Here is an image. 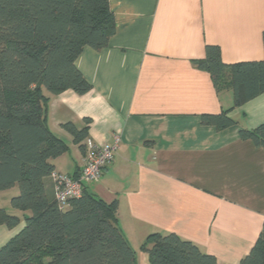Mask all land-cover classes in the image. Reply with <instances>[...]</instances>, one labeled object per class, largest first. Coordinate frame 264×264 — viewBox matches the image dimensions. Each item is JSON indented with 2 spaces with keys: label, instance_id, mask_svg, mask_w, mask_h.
Returning <instances> with one entry per match:
<instances>
[{
  "label": "crops",
  "instance_id": "crops-1",
  "mask_svg": "<svg viewBox=\"0 0 264 264\" xmlns=\"http://www.w3.org/2000/svg\"><path fill=\"white\" fill-rule=\"evenodd\" d=\"M109 7L115 33L107 47L85 48L75 62L91 90L49 99L48 125L69 148L53 160L54 172L80 173L84 154L61 125L80 130L88 120L95 144L120 138L113 161L85 188L117 203L130 247L153 233L175 234L217 264H240L264 221V149L238 133L264 123V93L233 109L231 92L217 95L192 61L208 45L227 65L263 61L264 0H109ZM224 111L235 126L201 123ZM47 189L52 195L50 178ZM9 191L0 192V209L20 223L0 226V248L24 227L23 213L6 202L15 196Z\"/></svg>",
  "mask_w": 264,
  "mask_h": 264
},
{
  "label": "trees",
  "instance_id": "trees-1",
  "mask_svg": "<svg viewBox=\"0 0 264 264\" xmlns=\"http://www.w3.org/2000/svg\"><path fill=\"white\" fill-rule=\"evenodd\" d=\"M114 33L109 0H0V192L17 188L10 207L22 212L24 221L0 248V264H137L118 222L117 203L104 202L84 186L82 196L61 209L51 178L53 160L69 148L48 125L49 99L91 90L75 62L85 48H106ZM192 65L209 74L217 95L231 92L233 109L264 93V60L227 65L219 48L208 45L204 58ZM228 114L204 115L201 123L226 130L236 125ZM85 124L80 130L61 125L83 154L88 120ZM238 134L264 149V123ZM19 223L18 216L0 209V226ZM141 250L148 264H217L175 234L153 233ZM240 264H264V221Z\"/></svg>",
  "mask_w": 264,
  "mask_h": 264
},
{
  "label": "built area",
  "instance_id": "built-area-1",
  "mask_svg": "<svg viewBox=\"0 0 264 264\" xmlns=\"http://www.w3.org/2000/svg\"><path fill=\"white\" fill-rule=\"evenodd\" d=\"M120 145V138L115 136L111 143L95 144L87 138L84 141V164L76 178L53 173L55 200L59 208L64 209L71 199L80 198L85 184L97 182L103 170L113 161Z\"/></svg>",
  "mask_w": 264,
  "mask_h": 264
},
{
  "label": "rangeland",
  "instance_id": "rangeland-1",
  "mask_svg": "<svg viewBox=\"0 0 264 264\" xmlns=\"http://www.w3.org/2000/svg\"><path fill=\"white\" fill-rule=\"evenodd\" d=\"M7 191H9V190H7ZM3 192H5V191H3ZM2 193V192H1ZM0 193V194H1ZM12 194H13V191L11 192ZM10 193V191L8 192V193H6V195L8 194H10V195H12ZM2 194H4V193H2ZM13 195H16V194H13ZM11 197V196H10ZM10 197L8 196V198H6V202L7 201H10ZM1 203V202H0ZM1 204H3V202L1 203ZM132 247V246H131ZM132 249L135 251V254H136V259H138L137 260V264H141V255H142V253H144L142 250H141V246L140 245H138V244H136V245H133V247H132Z\"/></svg>",
  "mask_w": 264,
  "mask_h": 264
}]
</instances>
